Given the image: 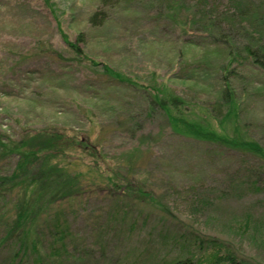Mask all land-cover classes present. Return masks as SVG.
Returning <instances> with one entry per match:
<instances>
[{"label": "rangeland", "instance_id": "374dc122", "mask_svg": "<svg viewBox=\"0 0 264 264\" xmlns=\"http://www.w3.org/2000/svg\"><path fill=\"white\" fill-rule=\"evenodd\" d=\"M230 1L207 4L235 9ZM98 10L105 20L92 25L88 20ZM60 31L69 40L84 35L86 58L71 53ZM186 39L152 0H0V131L14 140L46 128L86 135L101 169L133 159L135 184L160 202L130 203L128 197L114 203L100 185L76 200L55 202L50 211H62L60 222L67 221L70 232L66 245L76 253L60 264H168L186 258L196 264H264L263 161L172 132L158 109L149 112L147 93L101 72L107 65L143 87L164 83L208 109L221 91L226 51ZM231 68L239 73L232 82L240 123L264 149V76ZM75 155L74 169L92 179L93 158ZM2 163L7 175L15 160ZM12 205L0 200V234ZM12 247L1 248L0 264Z\"/></svg>", "mask_w": 264, "mask_h": 264}, {"label": "trees", "instance_id": "16d2710c", "mask_svg": "<svg viewBox=\"0 0 264 264\" xmlns=\"http://www.w3.org/2000/svg\"><path fill=\"white\" fill-rule=\"evenodd\" d=\"M152 2L159 6L162 17L187 36V44L218 45L226 51L225 65L218 78L221 91L214 106L208 109L206 106L195 107L164 83L143 87L107 65H102L101 72L119 83L147 93L149 112L158 109L172 132L223 146L264 163V149L247 137L240 123L239 99L232 82L233 77L239 78V73L231 68L236 64L238 68L248 67L264 76V5L253 4L249 0H231L228 4L235 9H218L208 5L207 0ZM105 17L98 10L88 21L98 25L104 22ZM245 20H251L255 28L247 27ZM59 33L62 43L71 53L86 58L80 47L85 43L83 34L69 40L67 35ZM89 63L97 65L91 60ZM195 108L197 111L193 110ZM89 145L86 135L78 138L47 128L33 133L24 132L17 140L0 131V166L4 160H15L9 174L3 175L0 171V200L13 203L0 234V250L5 245L13 246L3 264H22L26 260L60 264L64 259L75 258V250L66 245L70 232L67 221L60 222L62 211L53 213L50 210L55 202L76 200L91 192V187H107L105 198L114 203H126L124 199L128 197L130 203H160L148 188L135 184L130 176L133 159L119 161L115 169L105 165L101 169L100 155L94 146ZM76 152L93 158L88 166L93 169L92 179L89 174L74 169V162L78 160ZM168 264L196 263L186 258Z\"/></svg>", "mask_w": 264, "mask_h": 264}]
</instances>
